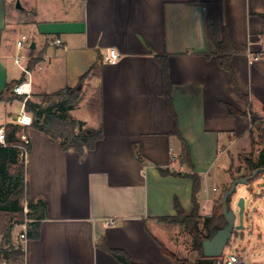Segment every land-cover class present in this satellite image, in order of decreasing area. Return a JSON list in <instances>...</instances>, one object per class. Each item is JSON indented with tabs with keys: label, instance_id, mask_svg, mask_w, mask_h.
Listing matches in <instances>:
<instances>
[{
	"label": "crops",
	"instance_id": "obj_1",
	"mask_svg": "<svg viewBox=\"0 0 264 264\" xmlns=\"http://www.w3.org/2000/svg\"><path fill=\"white\" fill-rule=\"evenodd\" d=\"M6 1L0 0V92L22 77L31 82L32 93L81 84L80 96L83 90L98 93V120L92 127L87 118L73 114L75 109L71 116L103 136L80 156L73 148L63 150L60 141L43 131L22 130L31 145L25 164L29 198L44 200L47 212L38 238L21 239L14 228L7 244L0 235V248H22V264H124L98 245L102 240L135 264H181L163 247L196 261L200 254L190 233L160 220L176 214V197L191 214L193 183L159 172L160 167L189 169L181 161V140L174 134L176 121L156 56L167 58L179 130L202 178L201 215H211L222 191L209 183L212 164L225 153L233 157L232 145L240 139L251 145L252 123L225 106L249 111L236 95L230 73L215 56L205 55L207 6L195 1L214 6L219 39L227 29L236 48L231 66L240 90L252 109L257 101L262 112L264 19L259 15L264 0H72L79 15L75 6L48 16L31 10L32 18L18 23L30 35L29 50L22 54L16 43L15 55L8 46L14 28L9 27ZM56 37L60 45L53 42ZM111 49L119 53L116 63L106 60ZM19 54L26 57L21 64L30 74L15 63ZM10 62L21 69L19 75L11 72ZM22 107L20 100L0 102V128L16 123ZM230 167L224 169L223 188L233 181ZM5 260L0 254V264Z\"/></svg>",
	"mask_w": 264,
	"mask_h": 264
},
{
	"label": "trees",
	"instance_id": "obj_2",
	"mask_svg": "<svg viewBox=\"0 0 264 264\" xmlns=\"http://www.w3.org/2000/svg\"><path fill=\"white\" fill-rule=\"evenodd\" d=\"M195 3L206 5V42L207 49L205 55L210 58L215 56L220 66L230 73L231 84L236 95L243 99L249 106L248 112H242L235 107L225 104L230 114L247 115L251 119L252 128L249 131L252 151L251 155L246 158V164L250 174L257 168H264V129L261 125V119L252 111V105L249 97L244 95L239 87L236 74L231 66V59L236 48L230 38L227 29H224L222 39L218 37V30L215 21V10L212 4L195 1ZM264 19V14L259 15ZM161 64L163 71L164 96L167 101L168 109L173 114L176 125L174 134L181 140V161L188 167V172H179L170 168H159L161 175H175L190 178L192 180V204L191 214H187L179 199L175 198L176 214L173 216L161 217L160 220L167 224L181 225L186 229L193 238V249L199 252L200 257L196 261L180 259L173 252L165 247L163 250L170 255L176 262L181 264H216L219 257H205L202 255V241L211 237L213 230L223 226L225 218L222 214V200L214 205L211 215L202 216L201 205L198 194L202 185L201 176L195 172L192 161L191 148L187 141L182 137L179 130L178 119L174 109L172 96L173 85L169 79V66L167 58L156 56ZM37 60H33L35 62ZM83 78V77H82ZM24 78L13 80L6 84L4 90L0 92V102L24 100V96L17 94L14 88L22 82ZM80 90L77 87H66L54 92L32 93L25 102V109L32 115V126L35 129L45 132L51 139L60 141L63 150L73 148L81 156L84 149H94L98 140L102 138L101 130L90 129L85 123L74 119L71 111L76 108L80 99ZM264 109V105H263ZM259 131L260 149L256 157L254 151V131ZM23 127L18 123H8L5 125V143H0V235L4 239V244L10 240L16 225L26 224L27 237L36 239L39 236L40 221L45 218L47 206L42 199H30L26 181V165L20 157L19 145L23 142L18 136ZM31 145H29V148ZM138 158H142L138 152ZM249 174V175H250ZM264 172H260L253 180L260 178ZM249 175L242 174L240 177ZM232 179H236L231 173ZM229 190V189H228ZM227 191V190H226ZM225 191V192H226ZM27 201L28 212L24 213V203ZM229 203V202H228ZM27 220V221H26ZM202 225V226H201ZM98 245L108 251L115 258L124 264H135L130 257L122 250L111 249L100 241ZM0 254L14 264H22L24 251L22 248L14 249L12 247L0 248Z\"/></svg>",
	"mask_w": 264,
	"mask_h": 264
},
{
	"label": "rangeland",
	"instance_id": "obj_3",
	"mask_svg": "<svg viewBox=\"0 0 264 264\" xmlns=\"http://www.w3.org/2000/svg\"><path fill=\"white\" fill-rule=\"evenodd\" d=\"M18 1H20L22 9L17 8L16 5ZM72 3V0H7L5 8L8 14V21H10L9 27L14 28V33L12 34V37L8 43V46L10 48H14L11 49L10 52L14 55L18 53V50L16 49V43L18 40H21L24 34L31 42L29 37L30 35H28V33H25L22 26L18 25V23L20 24L21 21L32 18L31 10L34 11L38 8L39 10H42L43 14L48 16L51 11H59L61 9H65L66 7L67 10H71L73 9L72 7L75 6L76 8H74V14L79 15L78 5L76 4L77 6H73L71 5ZM29 41H24V46L20 48V52L22 54L26 53L29 50ZM22 63H24V61ZM9 67H13L11 72H13L14 74L19 75L21 73V69L14 62H10ZM53 81L55 82V84H58V79L56 81ZM79 86H81V84H78L77 88H79ZM256 102L257 101H254L252 111L255 112L261 119V125L264 129V111L261 112L260 110H258ZM99 103L100 101L98 93L94 94L93 96L86 90H83L82 95L79 99L78 106L74 108L75 111L73 112V114L75 116H82L87 118L89 125L93 127L98 120L97 117ZM253 131L255 139L253 156L256 157L260 149V145L258 144L260 138L259 131L256 128H253ZM21 132L23 133L24 131ZM248 138H250V136H248ZM231 151L233 157L228 156V153H225L220 156V158L216 160L211 167L209 183L211 184V186L212 184L218 186L220 191L222 190L218 198L215 200L216 205L219 203V201L223 200L225 191L230 188L232 183V180L229 181L223 188L221 179L224 175L225 168H229V166L231 165L230 171L235 178H239L242 174H250L247 168L246 158L251 155L252 146L244 145V140L240 139L232 145ZM240 197L245 198V215L243 222L244 228L235 230L233 232L232 238L226 245L221 258L225 261L231 255V253H236L243 259L244 264H264V174H262L260 178L254 180L252 183L238 185L236 193H234L232 196V205L237 213L238 208L236 204ZM23 203L24 213H27L25 210L27 201L24 200ZM208 211L209 209L207 208L205 210V213H207ZM200 213H203L202 208ZM184 230L187 231L186 229ZM25 231H27L26 224H19L15 226L14 235L17 236ZM196 252L197 254H199L198 251ZM8 262L10 264H14L12 261Z\"/></svg>",
	"mask_w": 264,
	"mask_h": 264
},
{
	"label": "water",
	"instance_id": "obj_4",
	"mask_svg": "<svg viewBox=\"0 0 264 264\" xmlns=\"http://www.w3.org/2000/svg\"><path fill=\"white\" fill-rule=\"evenodd\" d=\"M17 8L22 9L20 1L17 2ZM31 48H35V43L31 44ZM79 86L78 89H80ZM260 172H264V168H257L247 177H239L232 181L229 190L224 193L222 200V214L225 218L223 226L213 230L210 238L202 241V255L205 257H221L226 245L232 238L233 232L244 228L245 215V198L240 197L237 201L238 213L232 205V196L236 193L239 184H249ZM229 202V203H228ZM239 216V220H238Z\"/></svg>",
	"mask_w": 264,
	"mask_h": 264
},
{
	"label": "built area",
	"instance_id": "obj_5",
	"mask_svg": "<svg viewBox=\"0 0 264 264\" xmlns=\"http://www.w3.org/2000/svg\"><path fill=\"white\" fill-rule=\"evenodd\" d=\"M24 41H29L28 37L26 35H23L21 40L17 41V46L19 48L24 46ZM55 44L60 45L62 43L60 38H55L53 41ZM26 59L24 55L19 54L14 58L15 63L20 66V68L26 73L30 74V71L27 69V67L23 66L21 64V61ZM119 59V53L115 49H111L109 53L106 56V60L110 63H116ZM255 59H258V57H255ZM14 91L19 94L24 96L23 100V107L16 119V123L21 125L23 129L32 126L33 123V117L32 115L25 109V102L26 100L31 96L32 94V87H31V82L30 81H22L19 84H17L14 88ZM22 144L19 145V150H20V157L26 164L28 161V156H29V145H30V140L26 136L25 133L22 134L21 136ZM0 143L4 144L5 143V131L3 128H0ZM175 158V157H174ZM25 210L28 212V206L25 205ZM113 222V221H111ZM19 237L21 239H26L27 238V233L26 231L23 233L19 234ZM3 264H10L7 260L3 262ZM216 264H244L243 259L236 253H231V255L224 261L222 260L221 257L218 258Z\"/></svg>",
	"mask_w": 264,
	"mask_h": 264
}]
</instances>
